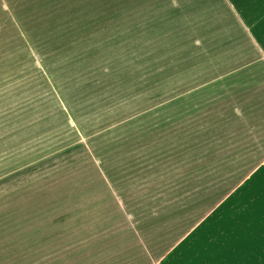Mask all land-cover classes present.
Returning a JSON list of instances; mask_svg holds the SVG:
<instances>
[{
	"label": "crops",
	"instance_id": "1",
	"mask_svg": "<svg viewBox=\"0 0 264 264\" xmlns=\"http://www.w3.org/2000/svg\"><path fill=\"white\" fill-rule=\"evenodd\" d=\"M224 1L225 9L210 12L209 20L197 12L184 17L176 11L181 0H0V39L55 37L74 45L86 33L75 34L81 23H119L108 46L77 42L63 67L83 75L111 70L126 84L122 74L135 71L137 81L129 84L156 102L125 117L127 137L110 144L108 173L94 156L104 180L96 176L93 186L67 194L39 193L33 212L11 230L15 248H37L21 261L264 264V0ZM103 7L140 8L136 26L130 16L103 20ZM89 8L99 15L86 14ZM51 26L70 32L47 31ZM36 28L45 31L26 36ZM219 30L225 53L210 49ZM33 48L47 75L48 51ZM77 85L70 100L59 86L69 122L81 116L89 97L85 84ZM94 97L88 127L127 113L117 107L103 113L107 100Z\"/></svg>",
	"mask_w": 264,
	"mask_h": 264
},
{
	"label": "rangeland",
	"instance_id": "2",
	"mask_svg": "<svg viewBox=\"0 0 264 264\" xmlns=\"http://www.w3.org/2000/svg\"><path fill=\"white\" fill-rule=\"evenodd\" d=\"M179 3V8L176 11L183 12L184 17L197 12L202 13L205 19L209 15L208 19L210 20V12H222V9H225L224 0H181ZM139 9L124 7V11L120 13V8L103 7L101 16L103 20L106 18L110 20L112 14L118 15L122 20L130 16V26L134 28L136 24L132 22ZM86 14L99 15L97 11H93V8H89ZM218 23L208 25L207 30L212 32L218 27ZM192 24L191 26H193ZM112 28L114 31H118L119 23L107 20L100 23L89 22L84 26L81 23L75 29V34L83 33L84 30L86 33L83 35L84 38L75 39L74 45L77 42L87 41L92 46L98 47L99 44L108 46L111 35L109 32ZM33 29H35L34 26ZM43 31H45L44 28H36L32 32H28L26 36L33 35V33L37 35L38 32L43 33ZM47 31L70 32L52 26ZM220 35V30L215 31L217 41H214L213 47L210 48L212 52L225 53V39H222ZM19 40L23 44L22 47L25 46V49L31 52V58L36 64V67L32 66L34 70H31L29 64L22 62L21 54H19L22 49L17 43ZM64 41L55 37L49 40L33 38L29 41L25 36L21 39L17 37L0 39V264H36L21 261L19 258L21 255L33 253L37 248L30 250V248H15L13 246L11 230L14 223L18 222L20 225L26 217L25 214L33 212L30 206L36 205L34 202L39 200L37 198L39 193L52 190L55 194L57 192L67 194L85 189V187L88 189L93 186L92 182L98 177L104 180L100 168L94 161V156L96 155L102 165H105L103 169L108 173L109 169L106 166L108 165L110 144L119 143L120 139L127 137L125 117L156 104L155 100H147L143 97L142 88L134 90L132 87L131 84L137 81V72L135 71L132 75L130 73L122 74L129 78L131 84H126L123 79L119 80V77L118 79L111 77V70L106 72L90 70L86 75L77 71L71 73V79H67L71 74L65 71L63 63L66 62L68 67L67 56L74 45L70 41L65 43ZM33 44L36 48L48 51V54H43L46 59L48 58L52 62L49 63L51 70L47 75L44 64L42 65V60L33 48ZM93 57L98 60L96 54ZM47 78L53 85V87L50 86L54 98L47 97L49 95L47 92L49 88L46 87ZM63 80H65L64 83H62ZM75 82L79 83L80 87L81 83L85 84V92L89 97L85 98L83 104L86 108L84 112H80L81 116L78 115L79 117L73 118V120L71 118L69 122L66 118V111L60 107L58 101H60L59 95H63V89H66L65 99H75L74 93L77 92V87L73 86ZM96 83H100L97 88H95ZM61 84L64 86L63 89L59 87ZM166 85H162L161 90L167 88ZM156 86L154 85V91L159 89ZM80 87L78 86L79 89H82ZM150 93L147 88L145 95ZM95 94L108 102L102 107L103 113L109 112L110 108L117 107L118 112L126 110L129 114H116L113 117H110L109 114L106 116L109 120L103 121L101 126L90 125L88 127L86 124L89 121L92 122V119L87 117V113L92 109L91 105H93ZM169 94L172 92L165 96ZM76 105L75 103L74 106ZM68 111L72 115L70 108ZM130 123L132 127V120ZM102 127L104 128L102 129ZM99 130L101 132L92 135L93 132ZM114 153L117 154L116 150ZM28 197H31L30 201ZM22 208L25 209V212ZM26 250L28 251L23 252ZM39 250H43L45 254L46 252L52 253L50 248L48 250L39 248Z\"/></svg>",
	"mask_w": 264,
	"mask_h": 264
},
{
	"label": "trees",
	"instance_id": "3",
	"mask_svg": "<svg viewBox=\"0 0 264 264\" xmlns=\"http://www.w3.org/2000/svg\"><path fill=\"white\" fill-rule=\"evenodd\" d=\"M22 46H23V44H21L22 53L20 55V58H21L22 62H24L25 64H29L28 66L31 67V70H34V68L32 67V66L35 67L34 61L31 58L29 51L25 49V46L24 47H22ZM70 50H72V49H70ZM46 87H47V85H46ZM47 92L50 96V92L49 91H47Z\"/></svg>",
	"mask_w": 264,
	"mask_h": 264
}]
</instances>
